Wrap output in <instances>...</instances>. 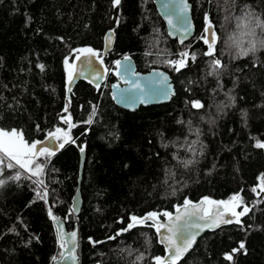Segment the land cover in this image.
I'll return each mask as SVG.
<instances>
[{
    "label": "trees",
    "instance_id": "1",
    "mask_svg": "<svg viewBox=\"0 0 264 264\" xmlns=\"http://www.w3.org/2000/svg\"><path fill=\"white\" fill-rule=\"evenodd\" d=\"M152 1L121 0L113 8L112 0H0V129L22 132L31 143L64 128L66 114L76 125L69 132L74 143L36 158L47 203L27 174L0 171V264H49L58 254L49 207L66 228L77 225L78 264H155L165 251L151 222L121 232L131 216L161 218L185 199L234 194L250 208L242 224L203 233L177 264H264V192L252 191L264 175V149L255 147L264 142V47L237 57L232 39L245 48L250 39L264 40L260 28L247 36L237 26L249 13L264 23V0H188L194 32L183 44L167 37ZM209 22L217 35L214 56L205 55L201 39ZM107 29L114 41L103 57L109 71L102 84L77 81L66 97L65 58L73 63L74 50L86 47L99 54ZM184 50L196 60L175 71L168 61ZM124 56L137 71L168 73L174 94L167 103L133 111L114 105L109 86L118 82L116 61ZM217 58L222 67L210 75ZM197 100L200 109L192 107ZM80 147L82 204L74 217ZM17 173L20 179H11ZM241 242L244 249L233 253Z\"/></svg>",
    "mask_w": 264,
    "mask_h": 264
},
{
    "label": "snow or ice",
    "instance_id": "2",
    "mask_svg": "<svg viewBox=\"0 0 264 264\" xmlns=\"http://www.w3.org/2000/svg\"><path fill=\"white\" fill-rule=\"evenodd\" d=\"M121 3V0H112L113 8H118ZM165 9L168 12V23L172 25L173 28H176L177 31H182L184 34H187L189 28H177V26L173 23V19L171 16L172 11L178 12L181 16L186 12L187 5L181 4L179 6H173L171 4H165ZM207 20L208 18L205 17ZM243 23H240L238 20V27L244 30L243 34L247 36H254L255 28H260L262 32H264V23H262L259 19H252V15L249 13L243 18ZM250 25H254V27L250 28ZM205 33L207 34L203 39L204 44L208 46V50L205 53L207 56H214L215 54V44L217 42V35L212 28L211 23L209 22L207 28H205ZM171 35V33H169ZM234 46L238 51L236 52L237 57H246L249 53H255L257 51V47H264V40L256 41L254 39H250L249 46L247 48L244 47L243 43L238 39L233 37ZM180 43H184V37L182 36L180 39ZM76 53L75 60L80 62L81 68L78 70L76 64L70 63L68 58H65L64 64L67 70V77L69 84L72 83L75 75L85 76L86 73L84 71L85 68L88 70V74L91 75L92 80L90 82L98 81L102 78L100 71L97 69L91 58L95 57L99 60V63L103 65V60L99 57V54L90 47L81 48L74 50ZM177 59L169 60V66L173 67L175 71H180L182 68L188 66L189 59L191 61L196 60V55L194 53H190L188 50L180 51L176 54ZM124 61L130 62V57L125 56ZM38 67L43 70V65H38ZM210 67L212 71L209 73L210 75H215L218 73L219 69L222 67L220 59H213L211 61ZM108 68H103L104 73H108ZM124 74L128 75H136L131 71L130 64H123L121 61H116V75ZM163 75V74H161ZM167 76H163L162 80L158 81L159 85H164L167 81ZM131 84V91L135 89L137 91L143 92L141 85L137 81H126ZM96 87L99 88V84H96ZM116 85H113V88H116ZM161 92L165 97H167V92L163 90L161 87ZM71 91V88H69ZM123 98V91L121 93ZM143 102V100H141ZM192 107L196 109H200L203 105L200 101H193ZM68 105L65 106L64 112L68 113ZM92 115H95V109H93ZM63 123L68 125L69 131H64L61 128H56L53 132L48 133V137L52 141H63L59 143L55 148H50L48 146H41L42 142L34 141L28 143L24 137L22 132H18L13 129L11 131L0 129V163L4 161L5 158L11 161H15V164L9 163L7 166L9 168L17 167L19 169H23L25 172L30 173L31 177H37L34 181L36 183L38 189L40 191L37 192V197L42 199L47 203L48 191L44 186V183L39 177L42 175L44 168L42 165L35 163L36 158L39 156L50 157L55 155V151L57 148L62 149L65 143L71 141L69 136V132L71 128L76 125L72 123L71 114H68L66 117H62ZM87 124L92 123V118L86 121ZM74 143V141H71ZM167 147V145H165ZM255 147L258 149H264V142L257 141ZM80 151L83 154L84 147H80ZM193 161L189 160L185 163V166L192 164ZM11 179L19 180L20 174L17 173L15 176H12ZM260 183L258 188H253L252 191L256 192L258 195L260 192H264V175L260 178ZM4 181L0 180V184H3ZM207 205L208 207H204ZM214 206V210H213ZM237 208H242L241 211H237ZM250 211V208L244 204L243 198L240 194H234L229 200H221L214 201L205 197L199 204H193L192 201L185 199L183 201V205L181 207H177L176 212L177 215L173 216L170 212H164L163 216L167 218L165 222H161L159 219V214L156 212H150L143 217H137L135 215L130 217V222L127 224V227L122 229L121 232H127L137 225H144L148 221H151V227H153L157 234L160 236V243L164 244L168 249V255L166 257L156 256L154 258L155 264H177V262L181 259V257L188 252V250L192 247L195 242L196 235L198 232L193 231V229L202 230L204 227H218L220 224H229V223H237L242 224L241 217L247 215ZM48 215L54 224L57 227V240L61 249H65L67 247L68 257L75 261V250L77 246V232L73 230L71 233H65L62 231L63 222L60 221L52 212V208L49 207ZM195 221H204L203 224L195 222ZM163 230V231H162ZM121 233H117L119 235ZM114 237H110L109 239H113ZM92 243H99L98 241H93ZM244 249V243L241 242L239 244L238 249H233V253L236 251H240ZM61 256H64V253H61ZM226 259L231 260L232 255H226ZM53 260H56V257H53Z\"/></svg>",
    "mask_w": 264,
    "mask_h": 264
},
{
    "label": "water",
    "instance_id": "3",
    "mask_svg": "<svg viewBox=\"0 0 264 264\" xmlns=\"http://www.w3.org/2000/svg\"><path fill=\"white\" fill-rule=\"evenodd\" d=\"M152 4L154 6V9H155L158 17L161 19V21L164 24L167 37H169L171 39H175L178 44H181L180 39L182 36L184 37V43L187 42L192 37L193 32H194V26H193V22H192V18H191V5L188 2V0H153ZM165 4H171L173 6H179L181 4L187 5V10L182 16L176 11H172L170 13L172 16V19H173V23L177 26V28H184V27L189 28V31L187 32V34H184L182 31H177L176 28H173L172 25H169V23H168V12L164 7ZM207 26L208 25H206L205 28H207ZM169 33H171V35ZM206 35L207 34L205 33V36ZM113 41H114L113 29H107L103 34L102 48H101L100 53H99V57L102 60H103V57L108 52L111 51V49L113 47ZM124 57H121L118 60L121 61L123 64H126V65L130 64L131 71L134 72L136 75L125 76L123 73L121 75H116V68H115V75L121 84H111L109 86V92H110L111 99H112V102L114 103V105H116L117 107H119L121 109L127 110V111H133L136 108H138L139 106L159 105V104L167 103L170 100L171 96L174 94V85L171 82V78L168 75V73L162 69H159V68H152V69H149L148 71H145V72L137 71L132 58L130 57V62H129V61H124ZM91 59L93 60L94 64L96 65L97 69L100 71L102 78L98 81L90 82L92 80V77L90 74H88L87 68H85L84 71H85L86 75L85 76L75 75L72 83L69 84L68 77L66 74V97L68 96L69 88H72L77 81L85 80V81H88L89 83H91L95 87H96L97 83L99 84V86L102 84L103 80L106 77V73L103 72V68H105V66L101 65L97 58L93 57ZM73 63L76 64L78 70L81 68L79 61H76L74 59ZM161 74H163V75H161ZM163 76H167L168 79L164 85H159L157 82L162 80ZM126 81H137V82H139V84L141 85V88L143 89V92L141 93L140 91H137L135 89H132L131 91H129V89H131V84L127 83ZM113 85H116L117 87L113 88ZM161 87L163 88V90L165 92H167V97H165L163 95V93L161 92V90H160ZM122 91H123V98L121 95ZM141 100H143V102H141ZM40 142H42L41 146H48L50 148H55L58 145L57 141H52L49 139V137L44 138ZM78 156H79L78 157V174H77V179H76V186H75L74 192L70 198V206H69L70 212L74 217H77L79 215L80 209H81V204H82L81 195H80V182H81L82 165H83V161H84V157H85V152H83V154H82L80 149H79ZM202 200L203 199H199L197 201H192V202H193V204H199ZM214 201H217V200H214ZM182 205H183V203L174 207L170 213H172L173 216L177 215L176 209H177V207H181ZM204 207H208V206L204 205ZM213 210H214V206H213ZM58 219L60 221H62L60 218H58ZM159 219L161 222H165L167 220V218L164 216L161 218L159 217ZM149 222H151V221H149ZM195 222H198L201 224L204 223V221H195ZM225 225H228V224L222 223L218 227H211V228L204 227L202 230L193 229V231L198 232V234L196 235L195 242L203 233L214 231L217 228H219L221 226H225ZM53 226H54V230H55V234H56V238H57V227L54 224V222H53ZM73 230H75L77 232V246H76V250H75V261H73L71 258H67L68 257V251H67L68 246H66L65 249H61V247L59 248L58 254L55 256L56 260L54 261L52 259L49 264H78L79 263V259H78L79 235H78L77 225L74 224L71 228L68 229V228H66V226L63 222V226H62L63 232L71 233ZM155 234H156L157 241L159 242V244H161L163 246V249L165 251L164 257H166L168 255V249L166 248V246L164 244L160 243V236H159V234L156 233V231H155ZM195 242L193 243V245L195 244ZM57 243L59 245L58 240H57ZM193 245H192V247H193ZM191 248L188 250V252L191 250ZM62 252L64 253V256H61ZM187 253H185L181 257V259Z\"/></svg>",
    "mask_w": 264,
    "mask_h": 264
},
{
    "label": "rangeland",
    "instance_id": "4",
    "mask_svg": "<svg viewBox=\"0 0 264 264\" xmlns=\"http://www.w3.org/2000/svg\"><path fill=\"white\" fill-rule=\"evenodd\" d=\"M204 36H205V29H203L202 34H201V37H204ZM207 50H208V46H207ZM66 116H67V114L64 115L63 117H66ZM61 129H63L64 131H69V128H68V125L67 124H65V127L64 128H61ZM57 142L59 144V143H61L63 141L61 140V141H57ZM9 163L15 164V161H11V160H8L7 158H5L4 161L2 163H0V171L2 169H4V168H9L7 166ZM35 163H37V162L35 161ZM15 168L17 170H19L20 172H23V173L27 174L29 177L31 176L30 173L25 172L23 169H19L18 166L15 167ZM31 179L36 180L37 177H31ZM259 183H260V180H258L257 184L255 185L256 188H258ZM241 210H242V208H237V211H241Z\"/></svg>",
    "mask_w": 264,
    "mask_h": 264
},
{
    "label": "flooded vegetation",
    "instance_id": "5",
    "mask_svg": "<svg viewBox=\"0 0 264 264\" xmlns=\"http://www.w3.org/2000/svg\"><path fill=\"white\" fill-rule=\"evenodd\" d=\"M115 84H121V83H120V81L118 80V82H117V83H115Z\"/></svg>",
    "mask_w": 264,
    "mask_h": 264
}]
</instances>
